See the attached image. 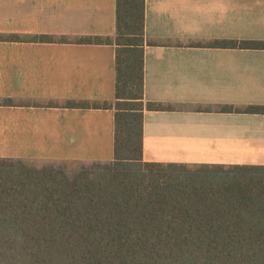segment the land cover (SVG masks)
I'll return each instance as SVG.
<instances>
[{"label": "crops", "instance_id": "1", "mask_svg": "<svg viewBox=\"0 0 264 264\" xmlns=\"http://www.w3.org/2000/svg\"><path fill=\"white\" fill-rule=\"evenodd\" d=\"M116 0H0V158L110 161ZM47 36L51 41H34ZM143 160L264 165V0H144ZM62 40H66L65 42ZM8 102V103H7ZM250 162V163H247Z\"/></svg>", "mask_w": 264, "mask_h": 264}, {"label": "trees", "instance_id": "2", "mask_svg": "<svg viewBox=\"0 0 264 264\" xmlns=\"http://www.w3.org/2000/svg\"><path fill=\"white\" fill-rule=\"evenodd\" d=\"M78 42L115 47L114 102L66 103L114 110L113 159L0 158V264H264V165L143 160V113L165 109L143 99L144 0H116L115 35Z\"/></svg>", "mask_w": 264, "mask_h": 264}, {"label": "rangeland", "instance_id": "3", "mask_svg": "<svg viewBox=\"0 0 264 264\" xmlns=\"http://www.w3.org/2000/svg\"><path fill=\"white\" fill-rule=\"evenodd\" d=\"M227 40H233V39H227ZM234 40H236V39H234ZM36 161V160H35ZM43 161V160H42ZM42 161H36V163H38V164H40V162H42ZM69 164V169H72L74 166H75V161H67ZM88 163V162H87ZM247 163H250V162H247ZM225 165H229V164H225Z\"/></svg>", "mask_w": 264, "mask_h": 264}]
</instances>
